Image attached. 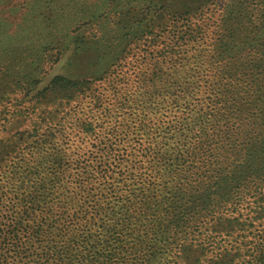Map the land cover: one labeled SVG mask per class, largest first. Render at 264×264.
<instances>
[{
    "label": "trees",
    "instance_id": "trees-1",
    "mask_svg": "<svg viewBox=\"0 0 264 264\" xmlns=\"http://www.w3.org/2000/svg\"><path fill=\"white\" fill-rule=\"evenodd\" d=\"M189 9L174 14L181 31L158 49L171 67L185 66L187 40L206 37L207 12ZM214 21L216 71L194 76L186 93L180 76L164 95L144 88L157 76L138 77L143 93L125 90L112 113L108 84L127 77L125 64L94 80H50L36 119L17 120L24 129L1 146L0 264H264V0H230ZM151 27L145 46L155 44ZM59 92L52 153L37 144L38 120L50 124L41 104ZM67 130L85 143L71 154Z\"/></svg>",
    "mask_w": 264,
    "mask_h": 264
},
{
    "label": "rangeland",
    "instance_id": "rangeland-1",
    "mask_svg": "<svg viewBox=\"0 0 264 264\" xmlns=\"http://www.w3.org/2000/svg\"><path fill=\"white\" fill-rule=\"evenodd\" d=\"M229 2L230 0H0V150L6 146L5 139L24 129V126H18L17 120L21 121L20 124L25 120L24 124L29 127L32 119H36L39 94L57 75L77 80H94L98 75L100 77L107 74L109 69L119 68L120 63L125 64L121 69L127 77L107 83L108 89L114 85L116 93L119 90L118 99L116 93L113 97H108V102L112 98L109 107L112 113L122 112L118 100L123 98L125 90L131 91L129 96L132 97L139 92L143 93V88H136L138 77L147 79L157 76L158 80L146 82L144 88L159 90L164 87L162 95L171 93L172 88L180 86V82H174L176 75L186 82L185 93L186 88L194 90L197 88L194 76L202 77L205 73L212 75L216 71L208 63L216 53L212 49L218 31H222L214 20L218 19L222 8ZM186 7L190 8V12H207L204 18L206 37L196 43L187 40L188 36L184 34L186 39L182 42L187 40V44L182 46L179 62L185 66L171 67L169 54H162L158 49L175 40L174 36L177 31H181V27L174 26V14L182 13ZM160 25L161 29H158ZM147 26H152L149 37L152 40L150 43H155L154 45H144L147 38H143V31ZM132 64L133 69L130 68ZM60 94H53L51 100L41 104L44 108L49 107L47 119L53 118L50 119V124L45 118L41 122L38 120L42 127V137L38 138L37 144L43 146L42 142L45 141L46 150L52 153L61 148L59 141L62 126L58 118H54V110H50L52 102L62 98ZM82 104L78 111L86 112L87 101ZM145 104L149 103L139 105L142 107ZM157 104L154 107L158 108ZM159 104L163 105L160 99ZM154 107L151 109L157 111ZM66 118L69 123L70 115ZM119 119L122 120L123 115ZM71 131L67 130L65 134L70 135L64 138L72 145L67 150L70 154L75 145L85 146Z\"/></svg>",
    "mask_w": 264,
    "mask_h": 264
}]
</instances>
